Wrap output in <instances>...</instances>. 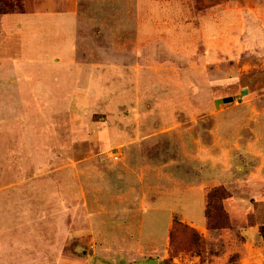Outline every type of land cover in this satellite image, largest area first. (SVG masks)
I'll return each instance as SVG.
<instances>
[{
  "label": "rangeland",
  "instance_id": "rangeland-1",
  "mask_svg": "<svg viewBox=\"0 0 264 264\" xmlns=\"http://www.w3.org/2000/svg\"><path fill=\"white\" fill-rule=\"evenodd\" d=\"M7 1L0 264H264V181L223 184L232 227L216 232L196 189L212 174L201 150H264V44L247 54L242 22L240 43L201 37L220 29L194 17L212 0H189L194 18L165 1Z\"/></svg>",
  "mask_w": 264,
  "mask_h": 264
},
{
  "label": "crops",
  "instance_id": "crops-1",
  "mask_svg": "<svg viewBox=\"0 0 264 264\" xmlns=\"http://www.w3.org/2000/svg\"><path fill=\"white\" fill-rule=\"evenodd\" d=\"M146 1V3H145ZM149 0H128L130 4L121 8V11L137 10L142 11L151 7L148 5ZM150 1H165L168 3H179L182 6V13L186 14V18H194L207 21L216 22L220 28L216 33L204 32L203 24L199 33L201 37H207V42H212L215 48H218L219 44L227 41L240 43V36L235 32L237 27L242 26L244 30H239L243 35H247L244 40L245 52L247 54L257 52V44H264V0H212L211 5L203 4L198 6V15L191 14L188 1L189 0H150ZM205 2V0H202ZM132 2V3H131ZM138 2L139 5H135ZM159 9L162 4L157 2ZM153 7V6H152ZM78 6L76 3L71 7H67L68 12L77 13ZM156 8H150V12H155ZM242 11L246 13L245 20L242 19ZM9 14V13H8ZM6 14H0V19ZM119 16V15H118ZM141 16V15H140ZM138 17L137 23L141 27V21ZM156 16V15H155ZM194 16V17H193ZM236 19V22L234 20ZM243 20V21H242ZM240 21V25L237 22ZM211 22V23H212ZM1 32L3 30H0ZM229 31H232L229 33ZM187 32H189L187 30ZM233 33V34H232ZM261 36V38H260ZM261 40V41H260ZM255 45H254V44ZM251 46H255L256 49H252ZM260 47V46H258ZM263 59H264V45L262 47ZM255 141L248 140L246 149L243 150V145L240 142L236 146L240 150H201L200 156L204 161V165L210 169L212 173L210 178L203 181L196 189L203 200V222H206L205 207H206V193L208 188L216 185L224 184L233 190L234 188H240L241 185H249L250 187H257L262 185L264 181V150H258L256 148ZM255 188H252L253 190ZM207 189V190H206ZM232 198V197H231ZM227 200L225 201L228 209ZM229 211V209H228Z\"/></svg>",
  "mask_w": 264,
  "mask_h": 264
},
{
  "label": "trees",
  "instance_id": "trees-1",
  "mask_svg": "<svg viewBox=\"0 0 264 264\" xmlns=\"http://www.w3.org/2000/svg\"><path fill=\"white\" fill-rule=\"evenodd\" d=\"M20 1V0H18ZM3 5L0 7V13L8 14L13 13L15 10V5L7 0H0ZM25 11L20 8L19 13H24ZM231 196L230 191L223 185L215 186L210 189L207 194V206H206V217H207V228L211 232L220 231L227 227H232L230 214L225 208L224 200ZM185 228L190 232V244L191 248L202 257V246L204 242L195 228L185 225ZM260 234L264 240V224L260 225ZM174 231L170 232L171 237Z\"/></svg>",
  "mask_w": 264,
  "mask_h": 264
},
{
  "label": "water",
  "instance_id": "water-1",
  "mask_svg": "<svg viewBox=\"0 0 264 264\" xmlns=\"http://www.w3.org/2000/svg\"><path fill=\"white\" fill-rule=\"evenodd\" d=\"M133 264H158V259L157 258L142 259V260H138L137 262H134Z\"/></svg>",
  "mask_w": 264,
  "mask_h": 264
},
{
  "label": "built area",
  "instance_id": "built-area-1",
  "mask_svg": "<svg viewBox=\"0 0 264 264\" xmlns=\"http://www.w3.org/2000/svg\"><path fill=\"white\" fill-rule=\"evenodd\" d=\"M119 154H121V152H114L112 153V156L115 157V158H119Z\"/></svg>",
  "mask_w": 264,
  "mask_h": 264
}]
</instances>
